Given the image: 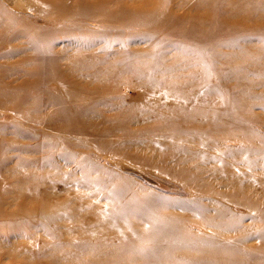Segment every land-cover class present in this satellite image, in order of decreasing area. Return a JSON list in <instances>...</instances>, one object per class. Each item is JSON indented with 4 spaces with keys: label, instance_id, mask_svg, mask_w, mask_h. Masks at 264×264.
I'll return each mask as SVG.
<instances>
[{
    "label": "rangeland",
    "instance_id": "rangeland-1",
    "mask_svg": "<svg viewBox=\"0 0 264 264\" xmlns=\"http://www.w3.org/2000/svg\"><path fill=\"white\" fill-rule=\"evenodd\" d=\"M54 1L0 0V264H58L62 257L183 264L178 252L186 245L200 264L209 263L211 250L227 264H264V7L259 20L250 11L246 27L202 44L185 35L190 17L211 14L217 30L224 7L237 2L56 0L55 8ZM171 24L178 28L168 32ZM150 59L161 92L148 83ZM198 61L212 64L213 77L191 100L234 103L243 67L255 82L253 94L236 100L243 107L233 108L232 126L208 134L203 112L195 130L148 129L149 107L168 103L167 85L186 90ZM75 85L84 89L76 98L92 103L86 132L65 127L64 98ZM75 106L67 101L71 112ZM131 106L146 120L134 118L125 129L118 119ZM228 118L222 112L218 122ZM141 211L180 226L183 236L167 242V255L164 238L136 241L159 222L136 223ZM104 214L124 215L128 224H104ZM157 249L162 257L150 254Z\"/></svg>",
    "mask_w": 264,
    "mask_h": 264
},
{
    "label": "bare ground",
    "instance_id": "bare-ground-1",
    "mask_svg": "<svg viewBox=\"0 0 264 264\" xmlns=\"http://www.w3.org/2000/svg\"><path fill=\"white\" fill-rule=\"evenodd\" d=\"M55 1L51 5L56 8L58 6V3ZM204 1L207 2L209 7H211V6L214 7V6L218 5L217 2L222 3V1H227V0H204ZM231 1L233 3H236V2L237 3L230 8L224 7L223 10H225V12H223L222 15L220 16V18L218 19V21H220L222 23V25L220 27H218L217 30L213 29V27L211 26V23L214 20V18H213V16H211V14L204 13V12H198V14H195V15L190 17L191 20L193 21L192 28L188 31L186 30L185 35H187L190 38L197 40V42H199V43L201 42L202 44H207V43H209L212 40L217 38V36L219 34L216 32H226L227 30L229 31L230 29H233V28L237 29V28H241V27H246V21L248 20V18H251L252 15H254L250 11L255 10L257 20H259V13H258L257 9L260 8L261 6L264 7V0H243L242 2H240L239 0H231ZM196 5H198V4H196ZM148 13H150V11ZM136 17H138V16H136ZM165 17H167V18H165ZM164 18L165 19L170 18L167 16L165 11H164ZM236 18H238V19H236ZM261 18H262V20L264 19V17L262 15H261ZM147 21L152 22V20H149V19H147ZM167 22H169V21H167ZM176 28H178V27L175 25L173 26V24H171L168 32L170 31V29L173 30ZM199 57L201 60V55H199ZM207 57L210 61L213 60L212 56L207 55ZM151 62H152L151 59L148 60V66L147 67H148V70H152V74L154 76H152L150 78L148 83L150 84L151 90L153 92H155V91L161 92L164 90V85L161 82L162 80H155L156 71L153 69L154 64L152 65ZM203 63L204 62H199V64H197L192 69H190V70H192V73L190 74V76L192 78H190L188 81H186L187 86H188L186 90L180 89L179 92H176L177 89H174L173 87H171V85L170 86L167 85V89L169 91H171L172 97H167L168 103L166 105H164V103H163L160 108L157 107L158 110H156L155 107H149L150 110L155 111V114H154L155 116H154V119L151 122H149V125H148L149 127H152V128H148V129H151V130L152 129H159L160 132H164V128L174 130V129L179 128V127L180 128L181 127L186 128V129L189 128V129L195 130L196 128L202 127L200 125V123L197 121L196 116L198 114L205 112L204 114H206L205 120L207 122L206 123L207 126H205V128H204L205 130L203 129V131L207 132L208 134L209 133L220 134V133H225L226 131H228L229 127L232 126V123L234 122L233 120H234L235 115L233 113V111H234L233 108L237 107L236 108V110H237L238 108L243 107V104H239L236 100H238L239 98H242V97L246 98L245 96L253 94V92H252L253 88L252 87H254L255 82L252 80H249L248 78H246L244 76V74L247 71L246 70L247 68L243 67V70L240 73L241 77L238 79L241 89L239 90L237 96H234V98H237L234 100L235 101L234 103H232L233 101H229V102H226V103L219 105L218 107H213L209 104L208 105L206 104V103L210 102L211 98H213V97H211V98H198V97H196L195 99L191 100L188 97L190 92H192V93L198 92V90L200 88H202V86L207 85L208 82L210 81V79L213 77L212 64H210L208 66L209 62L206 64H203ZM197 69H201L200 71L204 72V73L202 72L203 73L202 76L200 74L196 75ZM159 70L162 71V70H164V68L161 67ZM144 71H146V68L144 70H142V73H144ZM50 74H52V72H50ZM48 78L52 79V75H49ZM58 80H59L58 82H63L65 79L63 80V79L59 78ZM211 89L214 90L215 88H211ZM211 89H209V90H211ZM81 90H84V89H81L80 85H75L72 89L68 90L69 91L68 96H66L64 98L66 101V106L64 107L65 110H63V111L66 113L68 112L67 113L68 119H67V122L65 123L66 128L86 132V126L83 123L84 111L89 109L92 106V103L87 102V101H82L83 97H81L80 99L76 98V96H78V93L81 92ZM62 99H63V97H62ZM64 99L62 100V102L64 101ZM172 99H174L175 101H172ZM160 100H161V98H160ZM67 101L76 105L75 110L73 112H71L69 108L68 109L66 108L67 107ZM60 109H62V106H60ZM188 110H191V112L187 113ZM207 110H210V111H207ZM122 112H124V111H122ZM222 112L227 113V116L229 117L228 118L229 121L225 120L224 122L222 121V123L218 122V117ZM126 113H127V117L124 119V121H123V119H118L122 124H124V126L126 127L125 129H128V126L134 120V118H139L140 120H146L144 113L138 112L136 107H134V106H131L130 108H128ZM224 126H226V127H224ZM70 133H72V131H70ZM109 134H111V133L109 132ZM177 136H179V135L177 134ZM163 137H165V136H163ZM171 139H173V138H171ZM149 140H150V138H149ZM137 141H139L141 143L143 142V140L142 141L137 140ZM168 142H170V141H168ZM153 143H155L154 140H153ZM253 160L254 159L252 158V161ZM238 188H242L243 190H246L241 185H239ZM105 215L106 214L103 215V218L105 219L103 222L104 224H110L111 222L122 221L123 224L127 225L128 224L127 221H129V218L124 217V215L118 216L119 215L118 214V215L114 216V215L108 214L110 217H113V218H108V216L106 217ZM133 219L138 224L144 222L143 219H145L147 222H152V223H155V220H156V222H157V220H159V222H157V224H156V228L154 231H152V232L150 231L147 234H144V236L137 237L136 241L142 242L144 239H147V238H151L153 240H160V239L164 238V244H166V245H164V250H165L164 255H167L168 254L167 252H170L169 244L174 242V241H178L179 238H182V237H180V235L183 236V233L180 234V231H179L180 226L176 225L173 222H170V221H174V219L169 217V216H164V219L163 218H157V215H153L150 213L148 214L146 212L143 213L141 211V212H138L135 217L133 216ZM125 230H127V229L124 228L123 232L120 233V235L122 237H124V234H126ZM83 233H84V231L82 232V234ZM177 237H178V240H177ZM115 239H117V238H115ZM190 239L192 240L193 238H190ZM167 242H170V243L168 244ZM77 244H76L77 250L82 252L81 250L83 248V244H79V246ZM193 249H194V247L186 245V252H183V251L178 252V254H180L179 258L183 259L186 262L183 264H200V260H198L197 258H194L191 254ZM217 249L222 250L220 248H217ZM149 252H150V250H147L141 255L142 256L145 255V259H147V258H149V256L146 254H148ZM95 253H98V254L94 255V257L95 256L99 257V255L101 256V254L99 252H95ZM150 254H152V255L157 254L159 257H162V255H163L158 249L151 251ZM205 255L209 259V260H207L209 262L208 264H222V263L227 264V262L225 261V255L224 254H222L221 259H218V255L213 250H211L208 254H205ZM59 262H62V263H58V264H86V261L84 259L79 258V259L75 260L74 257H62L59 259ZM168 263L173 264L169 260H168ZM45 264H50V263L46 262Z\"/></svg>",
    "mask_w": 264,
    "mask_h": 264
}]
</instances>
